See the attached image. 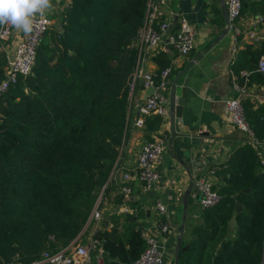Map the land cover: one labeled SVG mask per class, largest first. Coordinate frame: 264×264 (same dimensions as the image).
<instances>
[{
  "label": "trees",
  "instance_id": "1",
  "mask_svg": "<svg viewBox=\"0 0 264 264\" xmlns=\"http://www.w3.org/2000/svg\"><path fill=\"white\" fill-rule=\"evenodd\" d=\"M149 1L70 0L41 38L31 73L0 96V264L28 263L67 245L102 189L104 200L115 193L106 225L94 233L104 264H131L144 250L136 212L116 213L119 205L134 209L138 202L125 197L111 171L122 161L137 86L138 51L130 43ZM245 13L264 17V0H243ZM263 53L264 36L238 51L232 71L249 70L248 81L264 86L256 70ZM155 60L161 69L168 65L162 52ZM5 63L0 50V80ZM242 104L254 137L264 142V103ZM162 121L151 115L145 124L152 130ZM215 176L220 199L185 223L177 264H213L222 239L217 264H264V168L248 137Z\"/></svg>",
  "mask_w": 264,
  "mask_h": 264
},
{
  "label": "crops",
  "instance_id": "2",
  "mask_svg": "<svg viewBox=\"0 0 264 264\" xmlns=\"http://www.w3.org/2000/svg\"><path fill=\"white\" fill-rule=\"evenodd\" d=\"M70 0H51L53 7L49 10L50 14H55V19L50 18L53 25H56L62 15L64 8ZM257 15V14H256ZM184 16L192 25L195 32V44L192 50L185 55L178 53L165 42L161 43L156 52H142L143 70L160 71L155 60V56L162 52L168 60L166 67L170 68L168 74V104L169 87L173 77L182 70L188 62H193L191 68L185 72L178 80L176 94H181V84L186 76H189L188 88L185 93L181 117L176 118L178 134L173 139L170 151L167 149V141L170 137L169 117L163 119L158 128L149 130L144 124L138 127L134 124L136 109L134 103L131 104L129 118L127 122L126 140L123 148L121 166L134 167L136 156L141 145L150 140L153 136L164 135L166 138V149L162 154L161 160L156 165L159 174V180L155 189L142 192L136 182L131 183L132 197L136 200L137 207H132L125 203L128 208L136 212L137 225L141 227H152L157 222L173 223L175 229L173 234L163 241L166 248L165 256L173 261L175 233L179 225L177 212L182 206V195L190 183L192 176L193 182L203 177L211 179L215 184L217 177L215 171L218 166L233 151L234 147L243 143V137L247 136L239 131L231 122L229 112L225 101L232 94V76H237L231 69V65L239 50L245 45L251 44L254 47L261 41L253 42L242 36L233 42L231 32H227L221 39L214 42L225 27L222 18L221 9L217 0H168L165 4L159 5V11L156 19V26L162 22H169V30L177 27L178 19ZM252 14H241L240 23L248 22ZM11 34L4 46V53L8 55L12 52L16 42L23 32L17 31L10 26ZM261 35L264 36V25L261 27ZM165 67V68H166ZM246 70V69H243ZM144 89L141 80L137 81L134 90V99L143 97ZM243 100H249L255 105L264 103V86L255 81H248L247 91L242 97ZM150 114L146 118H149ZM179 158L180 161L177 159ZM211 169L214 172L211 174ZM114 192L109 198H106L107 208L115 207L112 198ZM194 187L188 196V209L186 222L189 223L197 217L198 205ZM160 199L166 207L165 212L160 214L157 211L155 202ZM122 205V204H121ZM119 205L118 208L121 206ZM192 207V213L188 218L189 209ZM199 207V206H198ZM116 209V213L118 212ZM200 208V207H199ZM110 210V209H109ZM141 211L143 215H141ZM121 213V214H125ZM196 216V217H195ZM122 221V219H121ZM201 219H198V223ZM111 224L108 223V229ZM232 231V230H231ZM158 234V233H157ZM164 234H158L159 239ZM90 264H92L90 262Z\"/></svg>",
  "mask_w": 264,
  "mask_h": 264
},
{
  "label": "built area",
  "instance_id": "3",
  "mask_svg": "<svg viewBox=\"0 0 264 264\" xmlns=\"http://www.w3.org/2000/svg\"><path fill=\"white\" fill-rule=\"evenodd\" d=\"M167 1H149L145 20L130 43V47H134L138 51L134 80H141L144 90L153 87V92L147 97H140L133 101L136 109L134 124L138 127L143 126L145 117L150 114L158 115L162 119L169 117V104L166 93L170 68L166 67L160 71L143 70L141 67L142 52H156L160 44L165 42L178 53L185 55L192 50L195 44L194 29L184 16L178 19L177 27L173 31L169 30L170 24L167 21H162L156 26L159 5L165 4ZM242 1L223 0L229 20L228 32H231L234 43L239 36L253 42L260 41L263 38L260 32L261 27L264 25V17L255 15L248 22L240 23ZM49 14V10L45 12L43 17L37 14L34 17L33 31L30 34L23 33L12 52L6 55L4 77L0 80V96L6 92L10 85L17 81L20 75L25 76L31 73L37 46L44 33L53 25ZM10 34V25L0 27V45ZM0 50L4 51V47ZM256 70L264 74V53L258 59ZM250 73L249 70H241L239 76H232V94L226 99L225 104L232 124L251 140L258 151L260 164L264 168V142H260L254 137L242 104V97L247 91ZM165 149V136L156 135L141 145L134 167L124 168L120 163L115 169L114 165L111 175L113 174V178L116 179V175L119 173L120 191L125 197L132 195L131 183L133 181L138 184L142 192L155 189L159 180L156 165L161 160ZM213 172L214 169H211L210 173ZM194 187L198 192V206L201 209L214 205L220 199V195L213 188L211 179L201 177L194 182ZM155 206L160 214L165 212L166 207L160 199L155 202ZM117 211L120 213H133V210L128 208L125 203ZM101 214L98 205L95 206L90 213L89 221L99 220ZM139 229L140 235L145 241V248L131 264H171L172 261L165 256L166 248L163 241L168 235L173 234L175 229L173 223L157 222L152 227H141ZM96 231L97 229L94 228L91 238L89 237L85 242L81 241L80 236L57 250L42 251L40 257L31 262L19 264H89L91 251L95 252V264H104L103 249L99 240L94 237ZM157 233L165 236L159 239Z\"/></svg>",
  "mask_w": 264,
  "mask_h": 264
},
{
  "label": "water",
  "instance_id": "4",
  "mask_svg": "<svg viewBox=\"0 0 264 264\" xmlns=\"http://www.w3.org/2000/svg\"><path fill=\"white\" fill-rule=\"evenodd\" d=\"M217 1L219 2V5H220L221 14H222L223 21L225 23V27L223 28L222 32L217 37H215L214 42L218 41L224 35L227 34L228 23H229L227 9H226V6H225L223 0H217ZM192 65H193V62H191V61L188 62L186 64V66L173 77L171 84H170V87H169V124H170L169 130H170V137L167 141L168 151H170L172 141L177 136L178 131H179L178 126L176 124V118L181 117V112H182L183 104L185 101V93H186L187 88H188L189 76H186L184 78L182 84H181L180 96L176 94L177 83H178L179 78L185 72H187L191 68ZM152 92H153V87L146 88L144 91L143 97L144 98L147 97ZM177 159L180 161L179 158H177ZM193 184H194V182H193V179L191 176L190 183L182 195L181 222L177 226V236H176V241H175V246H174V257H173V261L171 264H177L178 252H179V248H180V244H181L182 235L184 232V225L186 222V214H187V209H188V196H189V194L193 188ZM128 198L134 199V197H132V196H129ZM195 198L197 200L196 202L198 203V192H197V194H195ZM234 198L236 199V195H234ZM97 203L98 202H96L95 206H97ZM236 207H237L236 211L238 212L240 210V202L238 200H236ZM89 219H90V215L86 221L85 226L89 223ZM234 224H235V217L233 216V217H231V219L228 222V229L230 231L233 230ZM85 226L83 227V229L85 228ZM83 229H81V231L77 234V236L74 239H78L82 235ZM193 237L194 236H192V238ZM225 241H226L225 239L221 240L214 256L212 257V263L213 264H217L219 254L222 251V247H223ZM106 260L107 261H111V260L115 261L116 259L115 258H107Z\"/></svg>",
  "mask_w": 264,
  "mask_h": 264
},
{
  "label": "clouds",
  "instance_id": "5",
  "mask_svg": "<svg viewBox=\"0 0 264 264\" xmlns=\"http://www.w3.org/2000/svg\"><path fill=\"white\" fill-rule=\"evenodd\" d=\"M53 7L51 0H0V27L10 25L17 31L30 34L34 17H41Z\"/></svg>",
  "mask_w": 264,
  "mask_h": 264
},
{
  "label": "rangeland",
  "instance_id": "6",
  "mask_svg": "<svg viewBox=\"0 0 264 264\" xmlns=\"http://www.w3.org/2000/svg\"><path fill=\"white\" fill-rule=\"evenodd\" d=\"M49 16L51 18H53V19L56 18L55 17V14H49ZM9 37L0 45V49H2L5 46L6 42H8ZM118 177H119V173H117V175H116V181H119V178ZM107 201L108 200H104L103 199V197H102V190H100L98 192L97 196H96V200L94 202L93 208L95 207L96 202H98L97 205L102 204V207L100 208V210L102 212L101 218L99 220H91V221H89V223L86 226L84 225L85 228L84 229L82 228L83 229V235H81V241L82 242H85L87 239H89V237L91 238V233H92V231H93L94 228L100 230V229H102L106 225V223H104V219L107 218L106 213L109 212V211H111V208H108L106 210V208L108 207L107 204H106ZM195 207L199 209L198 205H195ZM93 208L91 209V211L93 210ZM181 209H182V206H180L179 209H178L177 219H176V221L178 220V223L179 224L181 222ZM191 211H192V207H190V209H189L188 218L190 216V213H192ZM141 215H143V212L142 211H141ZM191 218L194 219V216H191L190 219ZM175 235L177 236V231H176ZM176 236H175V238H176ZM175 241H176V239H175ZM94 253H95L94 251H91V254H90V258H91L90 262L92 264H95V256H94Z\"/></svg>",
  "mask_w": 264,
  "mask_h": 264
}]
</instances>
